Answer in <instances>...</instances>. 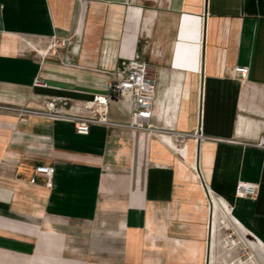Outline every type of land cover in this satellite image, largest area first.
I'll list each match as a JSON object with an SVG mask.
<instances>
[{"label": "crops", "instance_id": "obj_1", "mask_svg": "<svg viewBox=\"0 0 264 264\" xmlns=\"http://www.w3.org/2000/svg\"><path fill=\"white\" fill-rule=\"evenodd\" d=\"M135 56L157 79L152 123L208 139L182 158L157 134L0 110V264H214L215 202L264 254V0H0L2 106L87 115ZM38 165L55 174L32 184Z\"/></svg>", "mask_w": 264, "mask_h": 264}, {"label": "built area", "instance_id": "obj_2", "mask_svg": "<svg viewBox=\"0 0 264 264\" xmlns=\"http://www.w3.org/2000/svg\"><path fill=\"white\" fill-rule=\"evenodd\" d=\"M250 73L249 67H235L234 78L244 82L248 79ZM114 74L116 79L110 85V93L108 96L95 97L90 106L85 108L89 112L87 115L83 114H68L58 109V103L54 100H49L41 108L29 107H11L0 105V110L13 112L19 114L21 117L24 115L41 116L50 120H67L75 124L76 132L79 135H88L92 125H104L107 127H119L131 132H141L147 134H157L163 138L169 137L177 147H186L189 141L198 143L207 140L208 138L203 135L201 128L195 132H180L175 129L158 128L152 123L154 117V104L156 99L157 79L152 72L151 66L142 61L139 56H135L122 66L118 67ZM36 86L43 84L36 80ZM109 102H118L127 104L128 119L124 122H117L111 120L109 117ZM21 120H25L24 118ZM169 144V143H168ZM257 147L264 149V135L261 136L259 141L253 144ZM175 154L183 158L182 152L184 149H175L171 147ZM201 170V169H200ZM196 173L198 171L195 169ZM55 174V167L52 165H38L35 168L34 176L31 183L37 181V177L43 176L45 178H52ZM202 178L203 173L201 171ZM201 180V179H200ZM201 181H204L202 179ZM203 184V183H202ZM205 184V182H204ZM259 192V184L239 182L236 187V196L239 198H256ZM230 231V228H227ZM232 231V230H231ZM226 235L224 239L225 246L236 240L237 235L231 232ZM240 242L234 245L235 250H240ZM247 253L246 250L243 251ZM212 254L209 256V264H212ZM243 259V257H241ZM246 260V259H245ZM214 264H225V258L218 254L215 257ZM233 264V262H230Z\"/></svg>", "mask_w": 264, "mask_h": 264}, {"label": "rangeland", "instance_id": "obj_3", "mask_svg": "<svg viewBox=\"0 0 264 264\" xmlns=\"http://www.w3.org/2000/svg\"><path fill=\"white\" fill-rule=\"evenodd\" d=\"M27 116H32V115H29V114L24 115L22 119L23 118L25 119ZM193 170L195 174H197L195 171V168H193ZM197 182L199 184L200 183L202 184V181L200 179H197ZM204 182H205V179H204ZM212 201L213 200H211V202ZM209 205L210 204L208 200L205 201V203L203 204V206H205V212H203L202 217L204 216L206 217L207 220H205V222L207 221V225L209 223V214H210L209 208H208ZM219 210L216 216L217 234H216L215 239L218 238L219 242H221L220 248L222 251L219 249L216 255L218 254L222 255L224 252L225 264H230V262H233V264H264V254L261 253L262 249L257 246L251 245L249 242H247L246 238L244 237L243 230L240 227H237V225L235 226V224H233V222L231 221V217L227 213H224L222 209H219ZM213 215H215V210H214ZM227 228H230V231L232 230L231 232H234L237 235L236 240L233 242V244L230 243L229 247H226L225 242H224L226 235L230 233V231L227 230ZM238 242H240V245H239L240 250L239 251L237 250L236 253L234 254V256H237L238 258H231L232 253L235 251L234 245H236ZM244 250H247V253H244L243 252ZM225 251L229 253H226ZM227 257L229 259H227ZM241 257H243V259ZM212 260H213V257H212Z\"/></svg>", "mask_w": 264, "mask_h": 264}, {"label": "bare ground", "instance_id": "obj_4", "mask_svg": "<svg viewBox=\"0 0 264 264\" xmlns=\"http://www.w3.org/2000/svg\"><path fill=\"white\" fill-rule=\"evenodd\" d=\"M159 136V135H158ZM165 139L169 142V144H170V146L171 147H173V148H175V149H184V147H182V148H180V147H177V146H175V144H174V142L172 141V139L171 138H169V137H165ZM167 142V143H168ZM196 144V143H195ZM195 151H196V149H195ZM239 183V182H238ZM238 185V184H237ZM214 207H215V215H210V228H211V230H212V238L214 239V241L216 240L215 239V237H216V234H217V223H216V216H217V213H218V210H219V206H218V204L215 202V205H214ZM215 216V217H214ZM213 241V242H214Z\"/></svg>", "mask_w": 264, "mask_h": 264}]
</instances>
